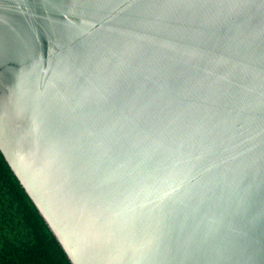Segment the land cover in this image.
<instances>
[{
    "label": "water",
    "instance_id": "1",
    "mask_svg": "<svg viewBox=\"0 0 264 264\" xmlns=\"http://www.w3.org/2000/svg\"><path fill=\"white\" fill-rule=\"evenodd\" d=\"M0 151L71 264H264V0H0Z\"/></svg>",
    "mask_w": 264,
    "mask_h": 264
},
{
    "label": "trees",
    "instance_id": "2",
    "mask_svg": "<svg viewBox=\"0 0 264 264\" xmlns=\"http://www.w3.org/2000/svg\"><path fill=\"white\" fill-rule=\"evenodd\" d=\"M0 264H71L1 151Z\"/></svg>",
    "mask_w": 264,
    "mask_h": 264
}]
</instances>
